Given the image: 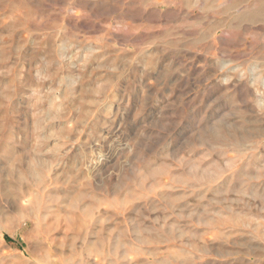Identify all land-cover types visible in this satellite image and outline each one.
I'll use <instances>...</instances> for the list:
<instances>
[{
	"label": "rangeland",
	"instance_id": "1",
	"mask_svg": "<svg viewBox=\"0 0 264 264\" xmlns=\"http://www.w3.org/2000/svg\"><path fill=\"white\" fill-rule=\"evenodd\" d=\"M0 264H264V0H0Z\"/></svg>",
	"mask_w": 264,
	"mask_h": 264
}]
</instances>
